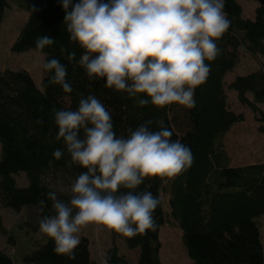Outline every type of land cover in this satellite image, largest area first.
<instances>
[{
  "label": "trees",
  "instance_id": "trees-1",
  "mask_svg": "<svg viewBox=\"0 0 264 264\" xmlns=\"http://www.w3.org/2000/svg\"><path fill=\"white\" fill-rule=\"evenodd\" d=\"M27 3L28 17L21 27L12 50L21 53L36 50L37 37L48 36L54 44L44 49V62L52 58L66 66V81L71 93H64L58 85L49 84L52 73L43 69L42 89H38L27 71H0V208L18 210L32 207L39 219L50 215L51 203L43 213L37 211L40 199L53 191L43 183V177L55 172L67 175L73 182L82 171L71 163L64 151L57 160L53 152L63 149V141L56 139L58 128L53 109L77 110L81 95L96 96L111 113L114 131L118 136L128 135L148 119L163 118L173 132L171 139L180 140L191 149L192 166L173 180L153 179L150 191L159 198L154 212L159 228L169 214L178 221L182 231L181 242L192 264H264V251L260 240L257 218L264 220V161L231 166V158L224 141L231 128L244 120L241 113L230 109L224 89L225 75L238 61L242 51L251 58L264 57V5L254 10V19H243L237 0H225L224 11L231 21L230 28L218 42L220 54L210 63L207 81L195 90V107L184 108L186 129L181 134L173 127L174 105L157 109L151 104L140 107L126 93L106 88L104 79L89 81L79 65L83 49L70 43L64 23L62 0H16ZM72 4L79 0H71ZM7 0H0V24ZM67 49L62 53L61 48ZM75 51V61L67 53ZM46 54V55H45ZM228 89L236 93L237 101L249 108L264 133V68L245 76H236ZM248 93L252 99L248 98ZM42 121V123H37ZM158 130L156 124L152 125ZM23 172L27 185H16L14 176ZM141 185L138 191L145 190ZM123 191V190H122ZM68 200L70 196L57 195ZM163 196L166 197L164 201ZM164 204L170 210L164 208ZM159 228L147 235L126 239L128 250H137L135 264H161L159 259ZM0 234L8 243L15 244V236L6 229L0 217ZM111 238H117L115 234ZM54 241L49 238L24 256L29 264H94L89 240L80 238L75 259L54 253ZM108 264H131L119 253L112 241L104 251ZM0 264H14L11 256L0 250Z\"/></svg>",
  "mask_w": 264,
  "mask_h": 264
},
{
  "label": "clouds",
  "instance_id": "clouds-1",
  "mask_svg": "<svg viewBox=\"0 0 264 264\" xmlns=\"http://www.w3.org/2000/svg\"><path fill=\"white\" fill-rule=\"evenodd\" d=\"M62 7L70 43L83 49L79 65L89 81L104 79L106 88L126 93L140 107L161 110L195 107V90L211 72L206 61L218 57V42L231 25L225 0H62ZM53 44L48 36L35 40L41 54ZM67 59L75 61V51ZM42 67L52 73L49 84L72 92L60 60L52 58ZM53 114L56 139L64 145L54 158L61 159L66 150L71 163L86 170L71 184L67 201L49 191L36 206L43 213L51 203L39 231L54 241V253L74 260L80 234L90 227L98 236L115 234L118 246L126 245L123 238L155 232L160 200L145 181H169L187 171L194 162L191 149L171 139L163 118L118 136L111 113L94 95H81L77 110L53 109ZM141 185L145 190L138 191Z\"/></svg>",
  "mask_w": 264,
  "mask_h": 264
},
{
  "label": "rangeland",
  "instance_id": "rangeland-1",
  "mask_svg": "<svg viewBox=\"0 0 264 264\" xmlns=\"http://www.w3.org/2000/svg\"><path fill=\"white\" fill-rule=\"evenodd\" d=\"M242 8L243 19H254V10L260 5L256 0H237ZM8 6L3 12L0 24V71L8 69L12 71L25 70L28 72L38 89H42V79L44 76L42 64L44 55L36 50H27L16 53L12 50L13 44L19 31L28 17V4H18L16 0H7ZM27 6V7H26ZM264 68V57L257 59L249 57L244 52L239 53L238 61L233 69L225 75L224 89L227 94L230 109L235 113H241L244 120L236 123L224 141L231 158V166H240L264 161V133L260 132L262 125L255 120V114L246 106L237 101L236 93L228 89V84L236 76H245L251 72ZM248 98L252 99L250 93ZM175 111L172 114L173 127L181 134L186 129V120L182 106L174 105ZM264 112V104L258 105ZM16 185L24 187L27 185L25 174L19 173L14 176ZM43 183L50 187L57 195L70 196V186L73 181L60 173H49L43 177ZM164 201L166 197L163 196ZM165 210L170 212L164 204ZM0 217L3 223L16 238L15 244H10L5 236L0 234V250L9 254L14 264H29L24 260V256L35 249L37 245L46 241L47 237L39 231V221L36 211L32 207H21L18 210L10 208H0ZM260 240L264 251V220L262 217L256 219ZM182 231L178 221L169 214L167 221L160 226L158 239L160 242L159 259L161 264H192L186 254L181 242ZM81 237L89 240L90 256L94 264H104V251L110 247L112 241L117 246L119 253L124 255L131 264H135L137 250H128L125 245H117L116 239L111 238L107 233L99 236L90 227L83 230Z\"/></svg>",
  "mask_w": 264,
  "mask_h": 264
},
{
  "label": "water",
  "instance_id": "water-1",
  "mask_svg": "<svg viewBox=\"0 0 264 264\" xmlns=\"http://www.w3.org/2000/svg\"><path fill=\"white\" fill-rule=\"evenodd\" d=\"M260 3V5H264V0H256Z\"/></svg>",
  "mask_w": 264,
  "mask_h": 264
}]
</instances>
